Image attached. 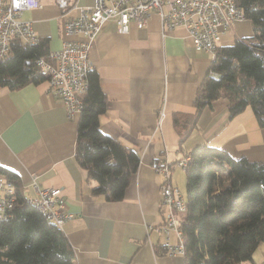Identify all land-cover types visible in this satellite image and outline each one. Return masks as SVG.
I'll list each match as a JSON object with an SVG mask.
<instances>
[{"label": "crops", "instance_id": "obj_1", "mask_svg": "<svg viewBox=\"0 0 264 264\" xmlns=\"http://www.w3.org/2000/svg\"><path fill=\"white\" fill-rule=\"evenodd\" d=\"M76 14V9L65 11L54 0H41L40 6L21 16L53 50L65 39H81L63 31L64 22ZM252 34L248 19L236 22L225 29L219 46ZM89 58L106 99L99 117L101 131L139 154L122 199L91 194L94 181L87 179L73 156L80 111L69 114L46 80L0 87V166L16 174L14 182L26 198L35 195L33 175L40 186L61 188L66 209L73 213L61 230L76 264H185L182 254L165 251L163 234L154 229L163 220V208L161 175L151 162L178 161L202 144L221 147L234 158L262 160L264 132L249 106L231 117L227 100L220 97L201 109L180 140L195 113L196 90L212 59L193 47L183 26L163 32L154 11L141 27L130 22L128 32L118 31L115 20H108L95 36ZM177 169H171L175 184ZM241 264H264V242Z\"/></svg>", "mask_w": 264, "mask_h": 264}, {"label": "trees", "instance_id": "obj_2", "mask_svg": "<svg viewBox=\"0 0 264 264\" xmlns=\"http://www.w3.org/2000/svg\"><path fill=\"white\" fill-rule=\"evenodd\" d=\"M235 1L251 22L253 34L218 46L196 90V110L180 140L201 109L220 97L227 100L231 117L249 106L264 132V0ZM47 53L44 39L29 45L12 38L9 49L0 55V87L12 89L46 80L36 60ZM81 97L74 159L87 179L94 181L93 196L120 200L136 172L139 154L101 131L99 117L106 99L93 68ZM190 154L180 220L185 264H235L250 259L264 242V159L234 158L209 144L195 147ZM0 173L14 182L16 174L10 169L0 166ZM16 188L13 217L0 220V264H76L61 228L46 220Z\"/></svg>", "mask_w": 264, "mask_h": 264}, {"label": "built area", "instance_id": "obj_3", "mask_svg": "<svg viewBox=\"0 0 264 264\" xmlns=\"http://www.w3.org/2000/svg\"><path fill=\"white\" fill-rule=\"evenodd\" d=\"M54 1L65 11L77 10L76 15L64 22L63 31L66 36H80L81 39H65L59 48L38 57L36 63L46 74L48 90L60 98L69 114L82 107L81 96L88 89V73L92 69L89 51L95 36L108 20H115L118 31L128 32L130 22L141 27L154 11L160 18L163 32L183 26L193 47L208 52L213 60L225 29L247 19L235 0H92L90 4H78L75 0ZM40 5L41 0H0V55L9 49L12 38L29 45L39 43L38 32L21 15L24 10ZM172 166L186 167L184 163L170 162L166 158L151 162L153 170L161 175L160 205L163 208V220L154 229L163 234L165 251L175 255L177 225L182 220L185 205L180 187L171 180ZM30 185L35 193L30 198L37 200L52 218H57L60 228L73 217L66 209L61 188L40 186L36 175L32 176ZM16 190V186L10 184V178L0 173L2 222L13 217Z\"/></svg>", "mask_w": 264, "mask_h": 264}, {"label": "bare ground", "instance_id": "obj_4", "mask_svg": "<svg viewBox=\"0 0 264 264\" xmlns=\"http://www.w3.org/2000/svg\"><path fill=\"white\" fill-rule=\"evenodd\" d=\"M190 159H191V154L188 153V154H185L181 159H179L176 162L177 163H184L187 167V163ZM186 167H181V169L185 170ZM12 182L13 181L10 180V184H13ZM182 195H183V193H182ZM183 198H184V196H183ZM27 201L29 203L33 204L39 210V212L46 218V220L52 221L58 225V219L52 218V216L49 214V211L46 210L43 206H41L37 200L27 198ZM184 205H185V200H184ZM0 220H2V216H0ZM177 244H178L177 254H183V235H182V230L180 227V220H179L178 225H177ZM235 264H237V263H235Z\"/></svg>", "mask_w": 264, "mask_h": 264}, {"label": "rangeland", "instance_id": "obj_5", "mask_svg": "<svg viewBox=\"0 0 264 264\" xmlns=\"http://www.w3.org/2000/svg\"><path fill=\"white\" fill-rule=\"evenodd\" d=\"M174 181L180 187V189L184 192V186H185V172H184V170H181V169L176 170Z\"/></svg>", "mask_w": 264, "mask_h": 264}]
</instances>
